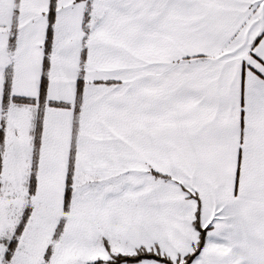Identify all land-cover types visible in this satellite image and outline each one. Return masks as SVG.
I'll list each match as a JSON object with an SVG mask.
<instances>
[{"label": "snow or ice", "instance_id": "6c2138e0", "mask_svg": "<svg viewBox=\"0 0 264 264\" xmlns=\"http://www.w3.org/2000/svg\"><path fill=\"white\" fill-rule=\"evenodd\" d=\"M0 264H264V0H0Z\"/></svg>", "mask_w": 264, "mask_h": 264}]
</instances>
